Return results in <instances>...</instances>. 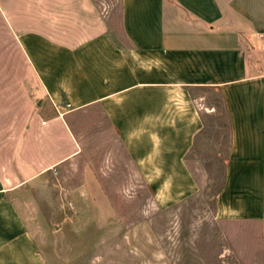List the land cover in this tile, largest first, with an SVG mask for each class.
<instances>
[{
    "label": "crops",
    "instance_id": "crops-1",
    "mask_svg": "<svg viewBox=\"0 0 264 264\" xmlns=\"http://www.w3.org/2000/svg\"><path fill=\"white\" fill-rule=\"evenodd\" d=\"M120 25L95 0H0V264H66L35 188L90 163L98 133L80 118L101 110L126 163L189 177L206 127L194 93L210 89L229 120L217 216L264 235V0H120Z\"/></svg>",
    "mask_w": 264,
    "mask_h": 264
},
{
    "label": "rangeland",
    "instance_id": "rangeland-1",
    "mask_svg": "<svg viewBox=\"0 0 264 264\" xmlns=\"http://www.w3.org/2000/svg\"><path fill=\"white\" fill-rule=\"evenodd\" d=\"M95 1L114 35L121 37L120 0ZM194 96L206 127L185 163L189 177L176 173V163H126L123 144L101 110L80 118L79 133H98L90 163H67L35 188L48 213L51 238L45 249L57 260L264 264L262 224L217 216L229 147L227 119L217 91H196ZM212 105L216 109L207 107ZM108 147L109 155L118 157L116 163H99L101 150Z\"/></svg>",
    "mask_w": 264,
    "mask_h": 264
},
{
    "label": "trees",
    "instance_id": "trees-1",
    "mask_svg": "<svg viewBox=\"0 0 264 264\" xmlns=\"http://www.w3.org/2000/svg\"><path fill=\"white\" fill-rule=\"evenodd\" d=\"M224 109H225V108H224ZM225 111H226V109H225ZM226 119H227V120H226V126H228V125H227L228 122H229L228 117H227ZM225 177H226V175H225ZM224 185H225V180L223 181L222 186L218 189L217 194H219V192L223 189Z\"/></svg>",
    "mask_w": 264,
    "mask_h": 264
}]
</instances>
